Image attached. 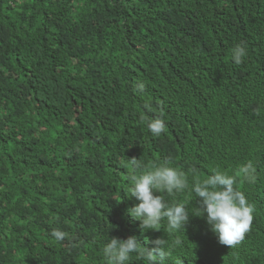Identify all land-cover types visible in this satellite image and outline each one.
Instances as JSON below:
<instances>
[{
  "label": "trees",
  "instance_id": "1",
  "mask_svg": "<svg viewBox=\"0 0 264 264\" xmlns=\"http://www.w3.org/2000/svg\"><path fill=\"white\" fill-rule=\"evenodd\" d=\"M160 159L187 176L162 195L189 212L195 180L236 178L254 209L239 246L220 251L204 217L175 232L128 214L131 176ZM128 233L164 239L162 264H264V0H0V264H106ZM142 251L128 264H149Z\"/></svg>",
  "mask_w": 264,
  "mask_h": 264
},
{
  "label": "clouds",
  "instance_id": "2",
  "mask_svg": "<svg viewBox=\"0 0 264 264\" xmlns=\"http://www.w3.org/2000/svg\"><path fill=\"white\" fill-rule=\"evenodd\" d=\"M247 55L246 46L236 44L231 49V59L239 65ZM136 91L142 92L143 85L137 84ZM148 130L156 137L166 131V123L162 118L153 117L145 121ZM159 164L150 170H143L139 175L131 176V186L128 194L137 203L128 209V214L141 222L143 229L159 231L162 220L167 221L170 231L181 232L189 222L190 215L204 217L210 230L217 237L219 250L230 252L239 246L252 228L253 206L248 202L244 192L237 190L236 178L226 171L215 167L205 179H197L192 184L191 191L198 198L194 207L195 211L189 212L188 202H172L165 200L162 193L174 195L183 192L188 185L185 173L171 166L170 161L160 159ZM128 164L133 173L141 168L137 158L128 159ZM253 165L248 162L241 166L240 172L243 179H251ZM57 242L65 239L66 234L53 229L50 233ZM126 239L108 238L103 245V257L106 264H128L130 255L143 248L142 255L149 264H162L169 255L166 241L156 238L145 247L141 246L135 236ZM176 260V261H175ZM184 264H217L216 259L204 261L201 258L185 259ZM164 263V262H163ZM174 263L179 264L174 258Z\"/></svg>",
  "mask_w": 264,
  "mask_h": 264
}]
</instances>
